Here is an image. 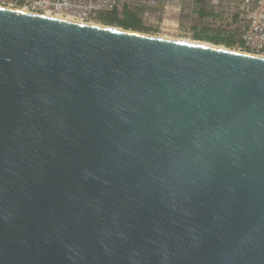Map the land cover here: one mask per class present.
Returning <instances> with one entry per match:
<instances>
[{
    "label": "water",
    "instance_id": "water-1",
    "mask_svg": "<svg viewBox=\"0 0 264 264\" xmlns=\"http://www.w3.org/2000/svg\"><path fill=\"white\" fill-rule=\"evenodd\" d=\"M0 264H264V57L0 5Z\"/></svg>",
    "mask_w": 264,
    "mask_h": 264
},
{
    "label": "built area",
    "instance_id": "built-area-1",
    "mask_svg": "<svg viewBox=\"0 0 264 264\" xmlns=\"http://www.w3.org/2000/svg\"><path fill=\"white\" fill-rule=\"evenodd\" d=\"M5 6L26 8L31 12L72 17L84 22H99L100 13L118 11L116 0H0ZM221 17L230 18L227 34H236L239 50L264 54V0H223ZM233 47V48H234Z\"/></svg>",
    "mask_w": 264,
    "mask_h": 264
},
{
    "label": "rangeland",
    "instance_id": "rangeland-1",
    "mask_svg": "<svg viewBox=\"0 0 264 264\" xmlns=\"http://www.w3.org/2000/svg\"><path fill=\"white\" fill-rule=\"evenodd\" d=\"M116 2L122 15L129 12L142 21L146 30L139 32L153 36L196 40L195 33L213 35L220 32L228 35L227 30L231 25L230 18L224 19L220 16L224 12L223 0H116ZM0 4L3 5L1 2ZM202 10L213 15L202 16Z\"/></svg>",
    "mask_w": 264,
    "mask_h": 264
},
{
    "label": "trees",
    "instance_id": "trees-1",
    "mask_svg": "<svg viewBox=\"0 0 264 264\" xmlns=\"http://www.w3.org/2000/svg\"><path fill=\"white\" fill-rule=\"evenodd\" d=\"M124 14V18H121L118 11L116 10L108 13H100L98 21L104 23L105 25L122 27L129 30H146V28L142 24V21L135 14L129 12H126ZM201 15L209 16L213 14L202 10ZM194 39L200 41H208L209 43H212L214 45H225L228 48H233L238 42L236 34L225 35L220 32L214 33L213 35L208 33H195Z\"/></svg>",
    "mask_w": 264,
    "mask_h": 264
},
{
    "label": "bare ground",
    "instance_id": "bare-ground-1",
    "mask_svg": "<svg viewBox=\"0 0 264 264\" xmlns=\"http://www.w3.org/2000/svg\"><path fill=\"white\" fill-rule=\"evenodd\" d=\"M1 5V4H0ZM5 6V5H4ZM11 8H18V7H15V6H9ZM18 9H21L22 11H29L28 9L26 8H18ZM30 12V11H29ZM46 16H49V17H55V18H60V19H66V20H70V21H80V20H75L73 19L72 17H61L60 15H50V14H45ZM84 22V21H83ZM88 23H92V24H97V25H102V26H105L103 24H100V23H97V22H88ZM107 26V25H106ZM146 34V33H144ZM156 37H160V38H165V39H171V40H177V41H184V42H192V43H195V44H200V45H206V46H213L214 44L212 43H209V42H204V41H199V40H188V39H176V38H171L169 36H163V35H155ZM216 46V45H215ZM220 48H226L222 45H218ZM232 49V48H231ZM234 50L236 51H242V52H246V53H250V54H253L249 51H245V50H239L237 48L234 47ZM258 56H261V57H264V54H256Z\"/></svg>",
    "mask_w": 264,
    "mask_h": 264
}]
</instances>
